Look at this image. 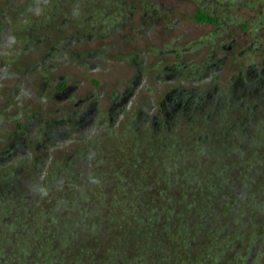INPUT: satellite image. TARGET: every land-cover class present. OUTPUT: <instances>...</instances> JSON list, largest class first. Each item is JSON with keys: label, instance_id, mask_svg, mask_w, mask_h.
<instances>
[{"label": "rangeland", "instance_id": "1", "mask_svg": "<svg viewBox=\"0 0 264 264\" xmlns=\"http://www.w3.org/2000/svg\"><path fill=\"white\" fill-rule=\"evenodd\" d=\"M0 264H264V0H0Z\"/></svg>", "mask_w": 264, "mask_h": 264}, {"label": "trees", "instance_id": "2", "mask_svg": "<svg viewBox=\"0 0 264 264\" xmlns=\"http://www.w3.org/2000/svg\"><path fill=\"white\" fill-rule=\"evenodd\" d=\"M196 18L200 22H215L218 20V17L212 16L204 11H199L196 14Z\"/></svg>", "mask_w": 264, "mask_h": 264}, {"label": "flooded vegetation", "instance_id": "3", "mask_svg": "<svg viewBox=\"0 0 264 264\" xmlns=\"http://www.w3.org/2000/svg\"><path fill=\"white\" fill-rule=\"evenodd\" d=\"M215 22H219V18H218V20H217V21H215ZM229 49H231V46L229 47ZM174 100H175V101H177V100H178V98H174ZM155 119H156V117H154V124H156V122H155Z\"/></svg>", "mask_w": 264, "mask_h": 264}]
</instances>
